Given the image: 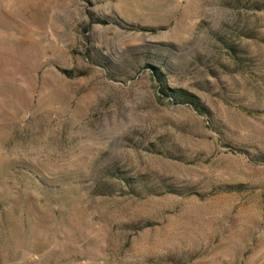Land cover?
Returning <instances> with one entry per match:
<instances>
[{"label":"rangeland","instance_id":"374dc122","mask_svg":"<svg viewBox=\"0 0 264 264\" xmlns=\"http://www.w3.org/2000/svg\"><path fill=\"white\" fill-rule=\"evenodd\" d=\"M0 264H264V0H0Z\"/></svg>","mask_w":264,"mask_h":264},{"label":"trees","instance_id":"16d2710c","mask_svg":"<svg viewBox=\"0 0 264 264\" xmlns=\"http://www.w3.org/2000/svg\"><path fill=\"white\" fill-rule=\"evenodd\" d=\"M150 68L152 78L155 82H157L156 88L159 95L171 98L176 103L191 105L198 114L208 113L206 107L200 103L198 97L186 90L168 87L166 85V80L163 71L156 66H150Z\"/></svg>","mask_w":264,"mask_h":264}]
</instances>
